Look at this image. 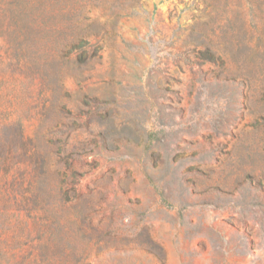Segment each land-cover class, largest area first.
<instances>
[{
	"label": "rangeland",
	"instance_id": "rangeland-1",
	"mask_svg": "<svg viewBox=\"0 0 264 264\" xmlns=\"http://www.w3.org/2000/svg\"><path fill=\"white\" fill-rule=\"evenodd\" d=\"M44 1L1 6L0 264H264V0Z\"/></svg>",
	"mask_w": 264,
	"mask_h": 264
},
{
	"label": "trees",
	"instance_id": "trees-1",
	"mask_svg": "<svg viewBox=\"0 0 264 264\" xmlns=\"http://www.w3.org/2000/svg\"><path fill=\"white\" fill-rule=\"evenodd\" d=\"M25 4L31 6L34 10L36 8L43 9L45 1L44 0H23ZM10 2V1H9ZM6 3L5 0H0V14L5 15V10L1 8V6ZM8 4V3H7Z\"/></svg>",
	"mask_w": 264,
	"mask_h": 264
}]
</instances>
